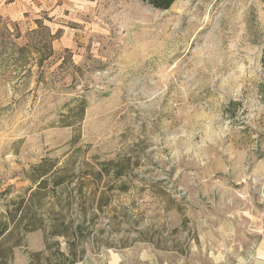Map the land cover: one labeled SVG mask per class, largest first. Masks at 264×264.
Instances as JSON below:
<instances>
[{
    "label": "rangeland",
    "instance_id": "1",
    "mask_svg": "<svg viewBox=\"0 0 264 264\" xmlns=\"http://www.w3.org/2000/svg\"><path fill=\"white\" fill-rule=\"evenodd\" d=\"M45 158L70 182L1 237L8 264L264 256V0H0V218Z\"/></svg>",
    "mask_w": 264,
    "mask_h": 264
},
{
    "label": "trees",
    "instance_id": "2",
    "mask_svg": "<svg viewBox=\"0 0 264 264\" xmlns=\"http://www.w3.org/2000/svg\"><path fill=\"white\" fill-rule=\"evenodd\" d=\"M143 3L152 6L155 9L164 11L169 8L175 0H141ZM45 28V26H42ZM84 101H81L80 106L78 107V115L81 116L84 109ZM111 163V162H110ZM109 162L100 163L101 169L98 172H95L94 176L100 179L105 173L106 175L110 174L112 170L116 171L117 174H121L123 167L118 166L111 168ZM31 172L28 176L30 182L36 187L29 194L26 200H21L18 202L17 207L20 209V216L17 219H14V215H10L8 218H0V264H8V259L11 257V248L10 251H4L1 246L4 234H9L15 228H18L21 224L23 229L26 231H34L36 228H43L44 218L33 211V204L35 201H42L43 199H48L50 197H58L57 189L64 185V182L68 184V176L71 172V169L64 167H56L55 163L49 161V159H41L38 163L33 164L31 167ZM84 182L79 181L76 184L77 193L79 197L84 198L85 194L83 192ZM66 189V186L63 187V191ZM67 190V189H66ZM65 190V191H66ZM85 199V198H84ZM11 212V211H10ZM47 214L49 219V235H61L66 236L69 229H67V223L58 216L54 214L53 208L49 207L44 212ZM61 264V263H59Z\"/></svg>",
    "mask_w": 264,
    "mask_h": 264
},
{
    "label": "crops",
    "instance_id": "3",
    "mask_svg": "<svg viewBox=\"0 0 264 264\" xmlns=\"http://www.w3.org/2000/svg\"><path fill=\"white\" fill-rule=\"evenodd\" d=\"M258 256L251 258V264H264V256L260 248L257 249ZM238 264H242V260H239Z\"/></svg>",
    "mask_w": 264,
    "mask_h": 264
}]
</instances>
